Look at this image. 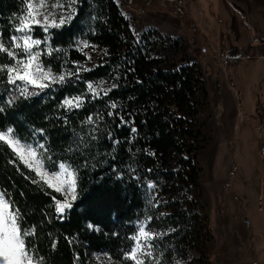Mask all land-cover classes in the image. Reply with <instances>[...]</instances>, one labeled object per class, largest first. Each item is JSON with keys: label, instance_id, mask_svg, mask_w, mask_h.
<instances>
[{"label": "trees", "instance_id": "trees-1", "mask_svg": "<svg viewBox=\"0 0 264 264\" xmlns=\"http://www.w3.org/2000/svg\"><path fill=\"white\" fill-rule=\"evenodd\" d=\"M25 9V0H0V39L9 47ZM75 10L63 26L47 32L34 26L30 32L46 41L33 50L41 52L44 67L64 73L62 83L25 98L7 82L6 73L0 74V131L12 129V138L45 145L44 156L52 169L59 161L72 166L77 198L71 209L58 213L61 193L41 181L2 141L0 193L23 216L21 228L33 232L25 238L26 246L45 264H134L125 253L140 222L164 226L185 214L187 198L180 205H160L162 192L174 190L175 173L195 190L186 205L200 206L192 156L197 145L190 140L198 133L188 117L195 113L202 79L193 75L194 65L153 68L150 59L148 64L140 42L127 36L128 23L115 0H79ZM178 16L185 20L181 11ZM199 37L197 43L202 42ZM81 40L99 46L104 60L76 67L74 61L80 59L76 45ZM12 62L0 53V65ZM100 80L108 85L93 95L88 83ZM29 91L37 90L29 86ZM77 96L84 100L82 107L64 106L68 97ZM175 158L181 165L172 163ZM178 235L184 232H164L158 240L159 254L145 256V264H166Z\"/></svg>", "mask_w": 264, "mask_h": 264}, {"label": "rangeland", "instance_id": "rangeland-1", "mask_svg": "<svg viewBox=\"0 0 264 264\" xmlns=\"http://www.w3.org/2000/svg\"><path fill=\"white\" fill-rule=\"evenodd\" d=\"M54 2L48 0L49 5ZM59 2L65 8L56 9L57 21L60 15H67L69 0ZM115 2L128 23L127 36L140 42L147 63L150 59L153 68L165 69L194 65L193 75L199 74L204 87L197 90L195 113L188 117L198 133L196 139L190 140L197 145L192 156L198 169L200 206L186 205L195 190L184 185L182 177L175 173L174 190L162 192L160 205H180L187 198L183 204L185 214H180L176 222L158 227H150L143 220L133 235L141 226L155 234L152 253L159 254L158 240L164 232L183 231L184 235L175 236L179 243L165 258L166 264H242L246 258L253 261V257L259 259L256 264H264V0ZM180 11L184 21L178 16ZM199 36L202 42L197 43ZM76 46L80 53V59L74 61L76 67H90L104 60L105 52L96 44L81 40ZM89 85L98 91L108 83L89 82L87 89L92 92ZM165 104L174 107L171 102ZM172 163L181 165L176 158ZM60 164L68 165L59 161L52 169L45 158L48 172L59 171ZM59 179L71 178L65 174ZM67 189L64 184L60 201H72ZM244 232L256 244L254 247L244 242Z\"/></svg>", "mask_w": 264, "mask_h": 264}, {"label": "snow or ice", "instance_id": "snow-or-ice-1", "mask_svg": "<svg viewBox=\"0 0 264 264\" xmlns=\"http://www.w3.org/2000/svg\"><path fill=\"white\" fill-rule=\"evenodd\" d=\"M76 2L77 0H69L67 15H60L57 21L56 9L65 8V5L60 3L59 0L50 5L48 0H38V2L36 0H25V13L18 17V22L14 29L15 32L21 33V35L10 37L11 47L0 39V53L7 54L14 61L10 65H0V74L6 73L7 82L16 86L21 96L27 98L30 95L38 94L39 91L50 88L53 84L62 83L65 80L64 75H53L51 70L46 69L40 62L41 52L33 49L38 48L39 45L46 41L33 39L30 32L34 26H42L44 31L47 32L49 28L60 27L68 23L76 15L74 7ZM87 46L85 44V47ZM48 54H51V50ZM29 86L37 91L30 92ZM89 88L93 95L99 94L92 85H89ZM11 103L13 101H9V104ZM83 103L82 97H74L66 99L64 106L69 109L79 108L83 106ZM112 107H115V104ZM2 110L0 109V111ZM92 119V117H89L90 122ZM12 132V129H8L7 133H0V141L10 146L14 154L29 169L36 171L37 175L48 187L54 188L56 192H61L62 186L67 184V190L71 193L72 201L76 200V170L69 171L70 165L60 164L59 171L48 172L45 167V145L39 143L35 145L23 144L19 138H11ZM34 164L39 165V167H34ZM48 167L54 166L48 165ZM65 174L71 179H59ZM33 182L36 183L38 181ZM5 196V193H0V262L2 264H45L43 258L39 257L33 249L26 246L25 238L32 235L33 232L21 228L23 216L18 209L14 208L10 198L5 199ZM71 208L72 203L68 202L67 199L57 201L58 213H64L66 209ZM132 239L134 245L125 253L126 258L133 261L134 264H145L144 260L139 257H152V248L154 247L152 241L156 239L155 234L141 226Z\"/></svg>", "mask_w": 264, "mask_h": 264}, {"label": "crops", "instance_id": "crops-1", "mask_svg": "<svg viewBox=\"0 0 264 264\" xmlns=\"http://www.w3.org/2000/svg\"><path fill=\"white\" fill-rule=\"evenodd\" d=\"M245 231V230H244ZM246 232V231H245ZM245 232L243 233V239H244V242L245 243H247V245H249V247L250 248H252L251 246H255L256 244H254V243H251L249 240H248V238H249V236L247 235L246 236V234H245ZM264 249V248H263ZM254 251H256V250H254ZM254 254V256H255V252H252L251 251V253L250 254ZM253 261L251 260V258H246V259H244L243 261H241L242 262V264H256L258 261H259V259L258 260H255V258L253 257ZM264 259V258H263ZM264 261V260H263Z\"/></svg>", "mask_w": 264, "mask_h": 264}, {"label": "built area", "instance_id": "built-area-1", "mask_svg": "<svg viewBox=\"0 0 264 264\" xmlns=\"http://www.w3.org/2000/svg\"><path fill=\"white\" fill-rule=\"evenodd\" d=\"M212 264H224L223 262H218V261H216V263L214 262V263H212Z\"/></svg>", "mask_w": 264, "mask_h": 264}]
</instances>
